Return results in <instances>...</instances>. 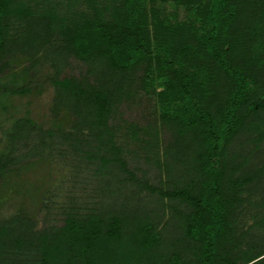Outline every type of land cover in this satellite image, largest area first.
Segmentation results:
<instances>
[{
	"label": "trees",
	"instance_id": "trees-1",
	"mask_svg": "<svg viewBox=\"0 0 264 264\" xmlns=\"http://www.w3.org/2000/svg\"><path fill=\"white\" fill-rule=\"evenodd\" d=\"M58 1L15 15L0 0V67L45 52L57 110L73 115L55 132L13 120L0 173L50 150L55 133L101 197L60 225L0 219V264H264V229L252 231L264 228V0ZM71 57L84 71L60 78ZM141 97L145 124L122 116Z\"/></svg>",
	"mask_w": 264,
	"mask_h": 264
},
{
	"label": "rangeland",
	"instance_id": "rangeland-1",
	"mask_svg": "<svg viewBox=\"0 0 264 264\" xmlns=\"http://www.w3.org/2000/svg\"><path fill=\"white\" fill-rule=\"evenodd\" d=\"M13 1L7 9L15 15L37 2V0ZM76 1L70 4L71 9L88 6L84 0ZM40 2L36 3L38 8L44 7ZM67 5L60 4L58 7ZM189 8L190 5L185 4L177 6L174 12L177 13L179 24L186 22L184 17L186 18L191 11ZM174 27L179 29L180 25L176 24ZM150 28L153 32L152 27ZM37 58V61L33 62L32 58L18 52L4 57L7 66L0 67V155L6 149L5 131L18 117H28L37 127L47 131L70 129L73 115L63 107L58 110L56 107L57 90L53 80V68L50 65L51 59L47 58L45 52H40ZM84 68L85 64L81 60L71 57L60 78L79 74ZM145 98L124 103L122 116L145 124L147 116L152 112V106ZM122 134L120 132L119 137L125 140ZM28 142L30 143L27 146L21 148L28 150L29 146H35L38 144V138L34 136ZM49 142L50 150L46 148L43 154L28 157L1 171L0 219L23 213L35 217L37 227L60 225L63 223L65 211L75 207H90L99 202L101 193L97 189L98 181L86 168L85 162L81 161L66 144L60 143L55 133L49 138ZM129 142L133 143L130 139ZM128 156L131 157L132 154L128 152ZM135 164L141 168L148 167L144 161L130 162L133 167ZM155 176L156 170H150L151 180H155ZM258 218L259 216L246 217L247 224L256 222ZM263 229L255 226L252 231L260 232ZM243 242H246V239ZM243 245L246 246V243Z\"/></svg>",
	"mask_w": 264,
	"mask_h": 264
}]
</instances>
